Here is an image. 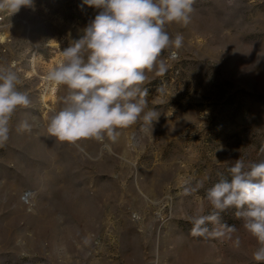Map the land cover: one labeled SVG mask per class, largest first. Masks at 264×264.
<instances>
[{"label": "rangeland", "instance_id": "rangeland-1", "mask_svg": "<svg viewBox=\"0 0 264 264\" xmlns=\"http://www.w3.org/2000/svg\"><path fill=\"white\" fill-rule=\"evenodd\" d=\"M192 9L187 23L165 25L182 46L163 50L166 71L157 64L141 86L158 121L142 113L115 140L76 144L47 133L69 89L46 77L99 10L84 0L0 10V67L31 101L0 146V264H257L237 209H214L207 192L230 181L237 159L245 170L264 159V0ZM201 215L217 219L193 236Z\"/></svg>", "mask_w": 264, "mask_h": 264}, {"label": "clouds", "instance_id": "clouds-1", "mask_svg": "<svg viewBox=\"0 0 264 264\" xmlns=\"http://www.w3.org/2000/svg\"><path fill=\"white\" fill-rule=\"evenodd\" d=\"M95 9L84 35L63 50L64 60L53 67L46 79L69 89L66 107L53 115L47 126L49 136L59 142L76 144L85 139L101 141L105 134L116 139L117 128L133 125L143 113L145 124L153 125L159 113L144 111L147 90L142 85L146 71L158 64L166 71L159 57L169 46L180 48L183 37L170 38L165 25L189 20L193 0H84ZM32 6V0H0V10L16 13ZM173 57L175 53H172ZM20 78L10 67H0V146L9 139L10 122L16 110L27 108L31 101L19 90ZM19 131H31V124L22 121ZM264 151V149H262ZM231 179H221L207 192V198L219 211L237 209L235 216L243 228L256 239L259 247L252 258L264 262V159L253 162L245 170L237 159L229 169ZM217 215L193 218L191 234L204 235L209 221ZM230 231L235 232V227ZM239 237L236 245L239 246Z\"/></svg>", "mask_w": 264, "mask_h": 264}, {"label": "built area", "instance_id": "built-area-1", "mask_svg": "<svg viewBox=\"0 0 264 264\" xmlns=\"http://www.w3.org/2000/svg\"><path fill=\"white\" fill-rule=\"evenodd\" d=\"M3 21V18L0 17V25H1V22ZM0 33H1V27H0Z\"/></svg>", "mask_w": 264, "mask_h": 264}]
</instances>
